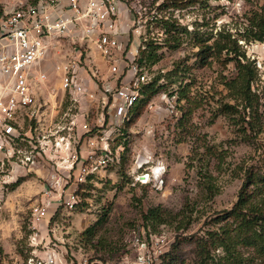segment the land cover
<instances>
[{"label":"rangeland","instance_id":"rangeland-1","mask_svg":"<svg viewBox=\"0 0 264 264\" xmlns=\"http://www.w3.org/2000/svg\"><path fill=\"white\" fill-rule=\"evenodd\" d=\"M129 5L132 13L123 14L125 54L139 49L145 84L158 80L162 88L113 136L111 157L118 155L120 162L91 175L79 187L76 210L59 208L44 235L63 264H263L253 248L235 241L241 220L226 213L238 200L245 172L262 166L264 125L257 138L245 141L240 129L248 125L237 127L218 112L230 102L224 83L237 74L233 55L225 52L204 65L199 52L202 44L220 42L253 63L258 70L253 90L259 95L255 118L264 121V43L252 33V22L264 17V0H130ZM140 49L159 61L150 66ZM77 54L63 51L47 65L41 98L58 120L70 102L60 90L57 66ZM83 63V77H93L90 89L114 86L102 58L84 52ZM186 83L191 84L188 99L178 103ZM84 107L96 132L102 108ZM209 172L218 194L206 193ZM15 173L9 167V179L0 173V264L27 263L36 248L33 208L50 202L53 214L59 203V197L43 193L48 171L19 178ZM155 208H161L162 219L146 220ZM226 239L237 244L221 248ZM37 250L44 253L42 245Z\"/></svg>","mask_w":264,"mask_h":264},{"label":"built area","instance_id":"built-area-1","mask_svg":"<svg viewBox=\"0 0 264 264\" xmlns=\"http://www.w3.org/2000/svg\"><path fill=\"white\" fill-rule=\"evenodd\" d=\"M129 4L130 0H11L0 4V173L9 179L8 167L16 169L14 178L48 171L43 193L59 197L53 214L48 210L50 202L33 208L31 241L36 248L26 264H63L44 235L45 228L49 230L59 208L76 210L79 187L91 175L120 162L118 155L111 157L112 138L129 121L147 82L137 59L139 49L125 54L123 14L132 13ZM69 50L77 56L57 68L60 90L70 107L58 120L41 98L49 79L45 62ZM84 52L102 58L113 87L104 92L90 89L93 77H83L88 66L87 61V66L83 63ZM86 103L93 109L102 108L96 132L91 112L82 108ZM40 245L43 254L38 253ZM144 259L142 255L139 261Z\"/></svg>","mask_w":264,"mask_h":264},{"label":"trees","instance_id":"trees-1","mask_svg":"<svg viewBox=\"0 0 264 264\" xmlns=\"http://www.w3.org/2000/svg\"><path fill=\"white\" fill-rule=\"evenodd\" d=\"M252 29V31H255L252 32L255 35V40L264 43V17L256 18L252 22ZM140 51L144 55L143 59L145 61L147 60L150 66L159 61V56L156 54L146 55L148 51L146 52L143 49H140ZM237 51L238 49H232L231 46L215 42L213 45L202 44L199 55L204 65L208 63L211 57L219 59L225 52L228 57L233 55L230 61L235 63L237 74L233 79L224 83L230 102L222 103L218 112L231 118L237 127L242 122H245L248 127L246 129L242 127L240 130L243 139L249 141L252 138H257L264 125V121L260 120V117L255 118L259 114V95L253 90V86L257 81L258 70L245 55H240ZM140 63L139 65L142 67ZM157 82L158 80L143 87L142 99L132 108L130 116H134L135 112H139L140 108L147 104L160 91L162 87L157 86ZM190 85L186 83L184 86H181L178 94V103L188 99ZM188 113L186 112L185 116L189 115ZM247 118L251 119L247 120ZM251 120H253L252 123ZM206 176L208 179V182L205 184L206 193L210 195L218 194L219 188L214 184L215 179L212 174L209 172L206 173ZM162 214L164 213L161 208H155L150 210L145 215V218L146 220L151 219L156 221L162 217ZM226 214L234 217L236 220H241L240 229L237 228L238 234L234 238L235 241H243L245 246L253 248L263 260L264 264V159L262 166L259 168H250L245 172L244 182L238 200L234 207ZM242 230L246 234L244 238H241ZM229 240H224L219 246L228 250L230 246L237 244L234 242L228 243Z\"/></svg>","mask_w":264,"mask_h":264},{"label":"crops","instance_id":"crops-1","mask_svg":"<svg viewBox=\"0 0 264 264\" xmlns=\"http://www.w3.org/2000/svg\"><path fill=\"white\" fill-rule=\"evenodd\" d=\"M1 2H0V4H5V3H10L11 2V0H0ZM46 64H45V69H47V65H48V63L49 62H45Z\"/></svg>","mask_w":264,"mask_h":264}]
</instances>
